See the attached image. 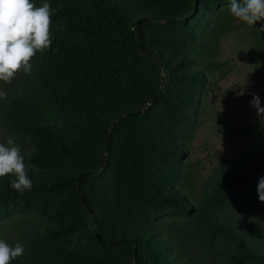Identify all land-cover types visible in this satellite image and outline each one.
I'll return each instance as SVG.
<instances>
[{"label": "trees", "instance_id": "16d2710c", "mask_svg": "<svg viewBox=\"0 0 264 264\" xmlns=\"http://www.w3.org/2000/svg\"><path fill=\"white\" fill-rule=\"evenodd\" d=\"M34 1L53 10L51 46L0 99V121L29 145L33 187L21 194L13 174L0 177V220L29 214L43 224L11 264H188L158 219L164 211L231 241L230 264H264V238L238 233L226 213L257 193L264 157L230 165L196 202L180 161V125L206 75L189 41L206 29L204 58L230 0H214L221 11L197 31L185 25L201 19L206 0Z\"/></svg>", "mask_w": 264, "mask_h": 264}, {"label": "rangeland", "instance_id": "374dc122", "mask_svg": "<svg viewBox=\"0 0 264 264\" xmlns=\"http://www.w3.org/2000/svg\"><path fill=\"white\" fill-rule=\"evenodd\" d=\"M31 2L37 6L34 0ZM205 5L198 15L199 24L191 20L185 26L197 31L223 7L214 0H206ZM219 15L224 31L205 48L204 58H201L200 47L208 37L206 29L199 30L201 34L189 41L194 49L191 52L202 59L199 67L206 73L203 85L194 95L199 102L191 104L186 121L180 125V141L185 148L180 161L189 167L191 174L184 178V186L194 202L210 184L218 182L230 165L264 157V122L250 105L253 95H257L264 107V32L258 31L264 22L250 27L237 20L230 10ZM18 73L21 75V70ZM7 84L0 81V91L5 92ZM9 137L20 147L24 157L29 149L27 141L0 121V143L6 144ZM24 162L26 166L29 164L25 159ZM226 213L229 224L237 228L238 233L255 243L264 238V202L259 200L258 193L244 195L230 205ZM158 219L168 220L164 226L188 264L231 263V241L207 237L196 225L195 218L164 211ZM42 224L43 219L35 215H9L0 220V239L15 245L40 230Z\"/></svg>", "mask_w": 264, "mask_h": 264}, {"label": "clouds", "instance_id": "9594fccd", "mask_svg": "<svg viewBox=\"0 0 264 264\" xmlns=\"http://www.w3.org/2000/svg\"><path fill=\"white\" fill-rule=\"evenodd\" d=\"M230 13L248 26L264 22V0H230ZM53 10L47 2L37 7L31 0H0V81L11 83L16 73L23 69L30 74V60L37 52L41 54L50 48L52 43L51 16ZM264 32V23L258 28ZM6 98V92L0 91V99ZM250 105L256 115L264 122V107L260 98L253 95ZM13 174L16 179L10 187L20 192L31 190L33 183L27 176L24 157L20 147L9 137L7 143H0V177ZM257 193L264 202V176L258 178ZM24 245L16 243L10 246L0 239V264H11V261L23 255Z\"/></svg>", "mask_w": 264, "mask_h": 264}, {"label": "water", "instance_id": "95a60500", "mask_svg": "<svg viewBox=\"0 0 264 264\" xmlns=\"http://www.w3.org/2000/svg\"><path fill=\"white\" fill-rule=\"evenodd\" d=\"M195 7V6H194ZM144 18H139V19H137L136 20V22L135 23H137L138 21H140V20H143ZM140 48L142 49V47L140 46ZM158 97V94L157 95H155L154 97H152L146 104H145V106H144V108L143 109H145L150 103H152L156 98ZM142 109V110H143ZM137 112H140V110L139 111H137ZM131 113H134V112H131ZM124 116V114H121V115H119L117 118L119 119V118H121V117H123ZM85 174H87L86 172H85ZM82 175V173H80L79 175H78V179L77 180H79V178H80V176ZM95 237H96V239H98V235L97 234H95Z\"/></svg>", "mask_w": 264, "mask_h": 264}]
</instances>
